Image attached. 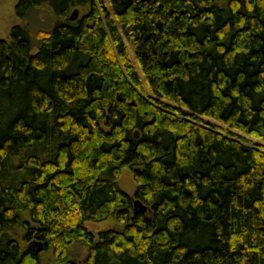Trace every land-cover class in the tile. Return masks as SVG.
Listing matches in <instances>:
<instances>
[{"label":"trees","instance_id":"obj_1","mask_svg":"<svg viewBox=\"0 0 264 264\" xmlns=\"http://www.w3.org/2000/svg\"><path fill=\"white\" fill-rule=\"evenodd\" d=\"M107 2L0 40V264H264V0Z\"/></svg>","mask_w":264,"mask_h":264},{"label":"rangeland","instance_id":"obj_2","mask_svg":"<svg viewBox=\"0 0 264 264\" xmlns=\"http://www.w3.org/2000/svg\"><path fill=\"white\" fill-rule=\"evenodd\" d=\"M18 1L19 0H0V40H10L11 30L14 27L22 26L27 29L30 38L36 44L37 35L39 33L50 32L59 21L63 20V18L59 17L54 10L47 5L32 9L25 20L19 19L16 16V6ZM103 1L110 9L107 0ZM85 13V10H80L81 17ZM129 51L133 56L131 48H129ZM33 53L34 55L38 53L37 47L34 48ZM139 74L142 77L140 72ZM246 138L251 142H258L255 138ZM119 185L121 189L130 196H133L138 188L133 175L129 171L122 172L119 179ZM86 227L95 235L109 228L118 229V227L113 223H87ZM71 257L73 261H75V264H85L88 258V251L84 246L78 245L72 249ZM42 259L45 264L56 263L52 253L42 254Z\"/></svg>","mask_w":264,"mask_h":264},{"label":"water","instance_id":"obj_3","mask_svg":"<svg viewBox=\"0 0 264 264\" xmlns=\"http://www.w3.org/2000/svg\"><path fill=\"white\" fill-rule=\"evenodd\" d=\"M80 17V11L78 9L74 10L73 13L71 14L69 20L71 22H75L79 19ZM139 138V134L137 133L136 134V139ZM134 208H135V212L138 213V212H147V208L138 200H134ZM42 247H40L38 250H37V254H40L42 252Z\"/></svg>","mask_w":264,"mask_h":264}]
</instances>
